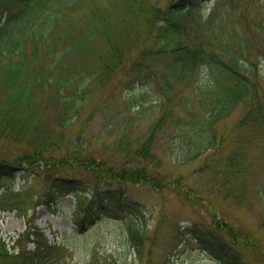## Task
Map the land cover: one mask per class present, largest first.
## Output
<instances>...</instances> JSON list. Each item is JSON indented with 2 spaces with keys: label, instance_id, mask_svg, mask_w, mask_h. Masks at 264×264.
Masks as SVG:
<instances>
[{
  "label": "trees",
  "instance_id": "trees-1",
  "mask_svg": "<svg viewBox=\"0 0 264 264\" xmlns=\"http://www.w3.org/2000/svg\"><path fill=\"white\" fill-rule=\"evenodd\" d=\"M200 1L0 0V140L23 149L12 162L0 159V177L11 176L21 167L17 165L39 167L42 161L44 196L39 203L51 205L57 196L75 194L78 200L72 208L81 228L110 205L123 207V188L133 182L149 181L158 189L172 186L186 199L199 201L178 178L154 173L153 149L159 137H167L170 144L178 141L176 149L187 158L206 155L217 192L252 208L242 179L257 175V153H264L259 78L264 3L229 0L221 4L223 12L213 8L205 14ZM137 83L156 87L155 100L144 99L148 90L130 92ZM123 91V110L112 113L110 108L117 107L109 104ZM239 106L243 112L232 130L219 135L217 124ZM97 111L109 120L104 127L110 134L122 122L155 118L139 137L120 128L123 138L111 150L120 151L121 158L109 160L96 157L85 139L86 122ZM79 118L81 129L70 139L68 128ZM257 190L264 202V183ZM1 192L11 194L8 209L24 200L11 188ZM217 224L190 231L221 264H247L239 246H253L251 237ZM136 225L128 226V239L139 254L144 233ZM30 235L34 247L17 252L0 239L2 264L48 260L56 245L34 228L22 236L29 240ZM19 238L11 247H17Z\"/></svg>",
  "mask_w": 264,
  "mask_h": 264
},
{
  "label": "rangeland",
  "instance_id": "rangeland-1",
  "mask_svg": "<svg viewBox=\"0 0 264 264\" xmlns=\"http://www.w3.org/2000/svg\"><path fill=\"white\" fill-rule=\"evenodd\" d=\"M227 1L229 0H201L200 5L205 14L213 8L223 12L221 4ZM254 1L264 3V0ZM259 78L264 91V57L259 59ZM129 89L136 94L148 90L144 99L153 100L156 97L157 89L154 86L137 83ZM124 95L125 91L116 93L109 104L110 107H117L115 110L110 108L112 113L123 110ZM95 96L98 98V92ZM90 102L95 103V99L92 98ZM242 112L243 107L239 106L221 120L217 124L219 135L231 131ZM94 115L86 122L84 132L89 131L85 138L86 143L96 157L103 156L109 160H116L118 156L121 158L120 151L111 150L113 143L119 141L121 136L123 138L120 128H126V131L128 129L127 135L139 137L146 132L155 118L139 116L129 124L122 122L110 134V130L104 127L109 120H103V115L98 111ZM85 116L88 117L87 110ZM120 116L122 114L113 121L117 123ZM78 120L80 122L75 120L68 128L67 136L70 139L81 129L82 121L80 118ZM177 142L176 140L170 144L169 138L159 137L153 149L157 165L154 173L159 177L166 175L169 179L178 178L193 190L195 196L200 198L199 201L186 199L178 190L172 189V186L169 188L165 185L158 189L149 181L133 182L123 188V207L115 210V206L110 205L114 210L106 211L107 214L80 229L74 225L79 214L76 215L71 207L75 197L65 194L51 207L39 203L44 196L41 184V177L45 173L43 163L40 161V167L21 164L16 166L21 167L11 176L0 177V190L11 188L17 196L24 198L20 206L8 209L11 194L0 192V239L14 252L18 248L31 250L34 247L33 235H30L29 240L22 236L29 229L34 228L36 233L42 232L49 241L55 240L56 246L50 248L51 253L46 258L48 260L40 264H220L206 249L200 247L190 231L191 228L217 227L219 221L226 223L220 227L221 230L227 231L231 227L240 235L251 237L253 246L246 247L243 243L239 246L241 256L247 264H264V223L261 222L264 220V202L258 200L256 194L257 189H261L264 183V153H257V175H248L242 179L246 182L244 192L252 204V208H247L217 192L212 185V173L205 166L206 155L187 158L183 151L176 149ZM22 151V147L0 140V159L12 162ZM64 174L84 175L81 171H64ZM238 183L240 186V181ZM112 186L117 187L115 184ZM111 212H115V216ZM136 222L144 233L140 238L142 248L139 254L130 247L128 239V226L132 223L135 227ZM223 232L222 234L225 233ZM17 236L20 237L18 245L13 248L11 243Z\"/></svg>",
  "mask_w": 264,
  "mask_h": 264
}]
</instances>
